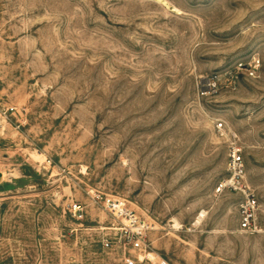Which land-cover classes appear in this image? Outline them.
I'll use <instances>...</instances> for the list:
<instances>
[{
    "label": "rangeland",
    "instance_id": "obj_1",
    "mask_svg": "<svg viewBox=\"0 0 264 264\" xmlns=\"http://www.w3.org/2000/svg\"><path fill=\"white\" fill-rule=\"evenodd\" d=\"M229 130L257 234L216 192ZM94 189L156 227L153 259L264 264V0H0V264H121Z\"/></svg>",
    "mask_w": 264,
    "mask_h": 264
},
{
    "label": "built area",
    "instance_id": "obj_2",
    "mask_svg": "<svg viewBox=\"0 0 264 264\" xmlns=\"http://www.w3.org/2000/svg\"><path fill=\"white\" fill-rule=\"evenodd\" d=\"M259 66L260 60L257 58L249 64L240 62L233 71L209 78L205 81L206 85L203 88L218 92L223 79L227 76V80L235 87L240 74L245 73L248 77L254 78L257 76ZM9 110L15 112L17 109L11 107ZM218 129L226 130L224 123H220ZM226 137L228 142L227 174L218 183L216 192L218 194L231 192L239 196V230L247 234H257L263 230L258 222L260 203L255 190L247 180L244 148L235 131H227ZM90 194L93 202L103 207L110 218V224L106 229L108 231L101 239L103 248L118 250L121 264H173L164 258L153 259L151 257V253L154 252L151 251L148 235L155 227L131 209L126 200L96 189ZM69 211L75 218L82 220L85 217L86 208L80 202H72Z\"/></svg>",
    "mask_w": 264,
    "mask_h": 264
},
{
    "label": "bare ground",
    "instance_id": "obj_3",
    "mask_svg": "<svg viewBox=\"0 0 264 264\" xmlns=\"http://www.w3.org/2000/svg\"><path fill=\"white\" fill-rule=\"evenodd\" d=\"M160 1H164V0H160ZM39 158L41 159V157H39ZM173 228L176 230H179L180 224L178 221H174ZM155 229H156V227H155Z\"/></svg>",
    "mask_w": 264,
    "mask_h": 264
}]
</instances>
